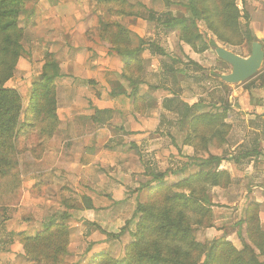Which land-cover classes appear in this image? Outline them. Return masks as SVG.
Wrapping results in <instances>:
<instances>
[{
	"label": "crops",
	"instance_id": "crops-1",
	"mask_svg": "<svg viewBox=\"0 0 264 264\" xmlns=\"http://www.w3.org/2000/svg\"><path fill=\"white\" fill-rule=\"evenodd\" d=\"M51 1L38 11L45 17L34 33L38 47L6 83L18 91L25 111L44 55L57 62L52 135L40 158L24 154L33 168L28 187L15 206L0 213L10 260L23 261L20 239L35 237L63 212L70 215V262L92 264L100 255L121 259L131 242L126 222L157 184L151 183L153 175L170 171L166 182L183 180L198 171L189 159L208 155L223 157L218 170L231 178L227 188L212 189L216 209L234 205L235 213L244 215L253 206L264 230V86L231 87L221 81L223 74L210 82L216 54L192 49L179 40V30L161 31L144 14L182 10L184 0H127L135 8L118 18L131 40L119 46L122 55L101 29L104 14L84 8L83 0H60L74 8L58 14L48 7ZM260 1L249 32L264 47ZM140 41L141 51L134 55ZM214 113L220 119L212 128L207 118ZM37 184L43 185L38 195Z\"/></svg>",
	"mask_w": 264,
	"mask_h": 264
},
{
	"label": "trees",
	"instance_id": "trees-1",
	"mask_svg": "<svg viewBox=\"0 0 264 264\" xmlns=\"http://www.w3.org/2000/svg\"><path fill=\"white\" fill-rule=\"evenodd\" d=\"M187 2L188 9L192 16L191 20L180 19L175 21L171 20L168 15H156L153 12H149L147 19L151 22H155L157 25L163 24L168 28L174 27L173 30H179L180 40L194 50H196L197 41H201L199 51L203 52L209 47L216 50L218 48L216 42L209 39L204 29L198 25L199 21L205 20L204 18H206L205 16L207 15H203L198 11L196 0H187ZM98 3H112L114 6L118 5L111 15L106 14L103 8H96L92 10V12L94 14L100 12L105 15L103 21L100 19L101 29L110 33L111 42L118 45L115 48L117 52L122 55L123 53L120 52L122 49L119 46L130 43L131 40L128 38L130 33L121 27L118 23V18L122 14H132V10L135 7L129 4L127 0H98ZM122 6L127 8L120 9ZM206 13L208 14L207 11ZM0 15H3V18L6 13H0ZM223 15L221 19L225 26L229 24L236 26L239 18L238 12L235 11L232 13L231 11H226ZM13 27L12 22H5L0 25V30L4 33L0 38L4 45L0 50V137L5 134L12 135L17 125L22 128V133L24 135L32 132L36 139L34 147L31 145L30 150L33 148L36 151L39 150V153L35 154V157L32 151H30V154L37 159L40 158L46 146V140L51 137L53 127L57 121L55 115L56 101L53 83L59 75L58 65L52 55H44V65L42 66L38 81L32 85L28 107L23 113L20 94L18 91L6 87V83L13 77L17 66V58L19 56L16 51L8 47L15 39L11 32ZM250 39L251 42H257L254 37ZM142 44L143 41H140L137 49L133 51L134 55L140 53ZM260 74L261 73H258L249 83L253 80H257L260 86H264V80L262 77H259ZM259 80L261 82H259ZM254 85L255 84H252L250 87ZM220 111H226V105H224V107L221 105ZM21 114H24V124L19 126L18 120ZM218 119H220L219 113L208 114L207 120L212 128L216 127L214 121ZM197 120L200 119L198 118ZM216 134H219L218 130L213 133L212 137ZM222 160H224L223 157L213 155H208L205 159L190 158L189 161L192 166L197 167L198 171L179 181V187H182L179 192L173 190L176 189L177 184H173V187H169L171 184L169 185L166 183V178L172 174L170 171L153 175L151 183L156 182L157 184L149 189L148 201L144 204L138 203L136 205L134 215L135 217L139 216L137 232L133 235V241L125 246L123 258L117 260L112 259L108 255H100L92 261V264H96L105 259H108L107 261L112 264H186L184 258H182V260H177L165 257L163 255V249L165 247L168 248V244L172 247V252L175 246H183L182 243H184V246H194L191 243L190 220L187 213L192 214L193 211L201 208L199 206L200 202L198 204L195 196L199 194L203 196L205 192L203 189L197 191L195 188L192 189L191 187L195 182L201 181L205 184L209 183L212 188H227L231 184V178L227 171L218 170ZM167 187L169 188L168 191L166 190ZM162 192V196H159L158 200H156V195ZM209 207L211 208L212 204H209ZM244 217L245 222L248 223L249 233L254 232L258 237L263 239L264 230L259 226L257 210L253 206H249L245 210ZM69 220L70 215L67 212H63L57 218L50 220L44 226V230L35 237L21 238L20 243L26 258L31 262H38L39 264L60 263L67 254L69 231L66 224ZM94 228L100 230L96 225ZM149 229H151V231L147 233ZM147 237L149 241H147ZM261 244L263 245V243ZM243 246L245 247L246 245ZM148 249H152V251H148ZM174 250L176 254L179 253L178 249ZM212 250L209 251L207 260L203 264H208V262L211 263L214 258H219L215 252L212 253ZM183 253L186 255V252Z\"/></svg>",
	"mask_w": 264,
	"mask_h": 264
},
{
	"label": "rangeland",
	"instance_id": "rangeland-1",
	"mask_svg": "<svg viewBox=\"0 0 264 264\" xmlns=\"http://www.w3.org/2000/svg\"><path fill=\"white\" fill-rule=\"evenodd\" d=\"M44 1L45 0H0V13H6L3 18V15H0V25L5 22H12L14 26L11 32L15 39L8 47L19 54L16 64L19 62L24 64L26 59L30 57V53L38 47L34 43L36 40L34 33L37 31L36 29L40 26V23L45 20L44 16L42 17L38 14L39 9L43 7ZM46 1L50 2L51 0ZM83 1L87 6L84 8L90 11L96 8H103L104 12L109 15L113 14L114 9L116 10V7H118V5L114 6L112 3H98V0ZM184 2L186 4L183 7L181 6L182 10L175 12L174 8L168 7L167 12L162 13V15H168L171 20L175 21L180 19L191 20L192 16L188 9V2L187 0H184ZM51 3L52 4H48V7L54 8L58 14L71 12L74 8L62 6L60 0H52ZM196 3L198 11L203 15H207L205 16L206 18H204L205 20L199 21L198 24L204 29L207 37L214 40L218 48H224L235 55L247 58L251 53V45L254 43L250 41L252 34L249 32L251 15L255 12L256 8H261L262 2L260 0H196ZM48 7H45V9ZM126 8L127 7L122 6L120 9ZM226 11H231L232 13L235 11L238 12L239 18L236 26L230 24L225 26L223 24L221 16L224 12L226 13ZM149 12V10H145V16L148 17ZM52 15L54 16V14ZM99 23H101V20ZM158 29L168 32L169 30H173L174 27L168 28L166 25L158 24ZM3 35L4 33L0 30V38ZM257 42L260 43L258 40ZM196 45L197 47H201V41H197ZM3 47L4 45L0 40V50ZM209 49L215 54L213 48L209 47ZM262 49L264 51V47H262ZM211 69L214 70V72H210L211 76L207 77L210 82L218 81L216 78L220 77V74L227 75L231 72V67L221 60H218L217 65H214L210 70ZM258 73H261L259 77H262L264 80V60L257 74L251 79H254ZM39 75L40 74L37 76L39 77ZM250 80L244 82L245 86H243V89H249L252 84L256 85L257 80H253L249 83ZM259 82L261 81L259 80ZM244 83L229 85H231V87H241ZM224 91L225 94L229 92L228 88H225ZM21 107L24 113V107L22 105ZM23 115L24 114H21L18 120L19 126L24 124ZM31 133L24 135L22 133V128L17 125L12 135L5 134L0 137V213L2 209L15 206L20 200L22 189L28 187L27 173L32 171L33 168L30 167L24 154L28 153L32 156L30 154V151H32L35 157V154L39 153V150L36 151L33 148L30 150L31 145L34 147L36 139L34 134ZM177 178L178 177H175L170 182L166 183L169 185L171 184L169 187H173V184H177L176 189L173 190L179 192L182 187H179V180H177ZM42 187L43 185L37 184L33 188L35 189L34 192L37 195L40 194ZM191 188H195L197 191L203 189L205 192L203 196L200 194L195 196L198 204L200 202L199 206L201 208L193 211L192 214L187 213L190 220L191 243L194 246H184V243H182L183 246H175L174 249L179 250V253L176 254V251L173 249L172 252V247L168 244V248L165 247L163 249V255L177 260H182V258H184L186 264H203L207 260L209 251L213 249L212 253L215 252L219 258H214L213 261H211V263L208 262V264H264V237L261 239L256 233H249L248 223L245 222L244 215H242V213H240V215L236 214L234 205L227 206V209H229L228 211L217 210L216 208L220 207V205L212 202L213 188L209 183L205 184L201 181L195 182ZM166 190L168 191L169 188L167 187ZM162 194L163 192L157 194L155 197L156 200H158V197L162 196ZM148 198L147 196L146 201H148ZM209 204H212L211 208ZM230 204H233V201L232 203L230 202ZM232 208L233 210H231ZM138 219L139 216L135 217L133 213L126 222V225L128 223L129 230L131 231V241H133V235L137 232ZM2 225L4 224L0 222V226ZM150 231L151 229H149L147 233ZM3 236L4 234L0 236V264H39L38 262H31L29 259H26V257H24L23 261H16L17 259L11 261L9 258L11 251L8 249V241L4 240L2 238ZM147 241H149L148 237ZM261 243H263V245ZM243 245L246 246L244 247ZM148 251H152V249H148ZM183 252H186L187 256ZM66 256H68V254H66ZM66 256L57 264H78L77 262H70V257ZM107 260L108 259H105L96 264H112Z\"/></svg>",
	"mask_w": 264,
	"mask_h": 264
},
{
	"label": "water",
	"instance_id": "water-1",
	"mask_svg": "<svg viewBox=\"0 0 264 264\" xmlns=\"http://www.w3.org/2000/svg\"><path fill=\"white\" fill-rule=\"evenodd\" d=\"M215 54L219 60L231 67V72L220 77L225 84H242L257 74L264 60V51L258 42L251 45V53L242 58L224 49L217 48Z\"/></svg>",
	"mask_w": 264,
	"mask_h": 264
}]
</instances>
